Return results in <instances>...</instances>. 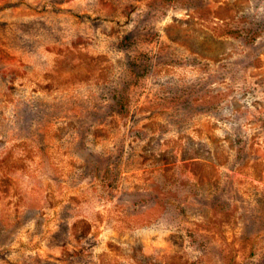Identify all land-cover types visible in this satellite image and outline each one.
Instances as JSON below:
<instances>
[{
    "label": "rangeland",
    "instance_id": "rangeland-1",
    "mask_svg": "<svg viewBox=\"0 0 264 264\" xmlns=\"http://www.w3.org/2000/svg\"><path fill=\"white\" fill-rule=\"evenodd\" d=\"M0 264H264V0H0Z\"/></svg>",
    "mask_w": 264,
    "mask_h": 264
}]
</instances>
